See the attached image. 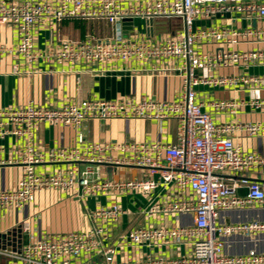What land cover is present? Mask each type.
Wrapping results in <instances>:
<instances>
[{
	"label": "built area",
	"instance_id": "1",
	"mask_svg": "<svg viewBox=\"0 0 264 264\" xmlns=\"http://www.w3.org/2000/svg\"><path fill=\"white\" fill-rule=\"evenodd\" d=\"M224 17L243 26L224 24L192 30L196 19ZM129 18H179L184 29L162 41L125 40L119 23ZM63 20H104L115 27V36L110 41L61 40L46 50L37 49L36 28L54 30ZM252 21L264 22V0H0V27H7L15 39L14 45L0 42V58L14 56L29 66L39 61L83 62L105 70L117 62L145 64L169 59L179 63L177 68L183 75V90L175 101L126 97L88 99L60 107L28 104L0 109V140L12 137L20 142L14 146L11 161L21 168L15 187L0 190V209H22L37 193L47 190L81 201L99 195L132 196L134 205L127 209L114 202L87 208L90 228L44 236L19 250L0 252L7 258L3 264H92L91 259L98 254L102 264H264V248L259 249V241L264 247V219L257 216L231 223L221 221L223 213L264 211V182L227 178L235 173L264 172V154L243 151L232 141L236 132L264 136V124L216 123L196 100L198 87L264 85V74H196L199 69L219 66L263 65L261 48L221 49L211 55L195 50L199 41L236 45L262 39L264 26H253ZM238 105L227 100L209 103L215 112H232ZM248 105L259 109L264 101ZM114 119H172L178 128L171 143L89 142L78 134V145L38 149L36 132L40 123L79 128L88 120ZM105 168L111 174L119 168H134L139 173L107 179ZM122 222L123 233L116 244H110V230ZM29 223L24 219L21 230L28 232ZM234 237L252 241L253 247L232 252V246L238 244ZM174 248L182 252L166 253ZM123 250L127 256L117 259L118 251Z\"/></svg>",
	"mask_w": 264,
	"mask_h": 264
},
{
	"label": "crops",
	"instance_id": "2",
	"mask_svg": "<svg viewBox=\"0 0 264 264\" xmlns=\"http://www.w3.org/2000/svg\"><path fill=\"white\" fill-rule=\"evenodd\" d=\"M228 24L243 26L242 22L233 21L228 17L198 20L193 22L192 30L204 27H215ZM255 26L263 27L264 22L257 21ZM119 29L125 40L143 39L149 42L162 41L175 37L184 27L181 19H154L150 25L147 20L129 18L120 21ZM115 27L104 20H63L54 30L37 27L35 47L41 51L57 45L61 40L83 41L87 38L111 40L115 36ZM0 42L15 44L14 35L7 27H0ZM264 49V37L257 41L249 40L236 45H227L213 41H199L195 45L198 53L211 55L217 50L248 51ZM179 63L175 60L161 59L148 63L136 61L117 62L103 69L98 65L78 62L46 63L39 61L26 65L14 56L0 58V109L19 108L28 104L38 107H60L65 103L78 104L88 99L116 100L126 97L134 99H151L158 102H169L178 99L183 90V75L178 70ZM17 68V72L13 71ZM262 75L264 64L252 63L249 67L219 66L211 69H199L198 76L235 77L240 74ZM196 100L204 105V110L211 115L216 123L237 122L263 123L264 106L259 109L249 107L248 102L264 101V85L216 88L198 87ZM227 100L239 105L232 111L215 112L209 103ZM241 103V104H240ZM176 121H147L142 119H114L105 122L97 120L85 121L79 128L61 124L40 123L37 127L36 140L38 149L46 151L50 147H72L78 145V134H82L89 142H134L161 141L171 143L177 132ZM233 144L243 151L264 154V136H247L236 132L232 136ZM19 141L12 137L0 140V190L12 189L21 175L19 165L13 163L14 146ZM20 143V142H19ZM11 161L12 163H9ZM42 170L41 166L37 167ZM139 171L134 168H119L111 172L105 168V178L117 179L120 176L135 177ZM244 177L264 182V172L249 171L227 175ZM242 192V190H241ZM132 196L99 195L84 201L66 193L47 190L37 193L34 199L22 209H0V252L19 250L30 241L48 235H64L73 231L87 230L91 222L86 216V209L118 202L127 209H133ZM264 219V211H232L223 213L221 221L231 223L252 218ZM29 220L28 232L21 230V222ZM125 223L113 226L110 230V244H116L124 231ZM238 242L232 246V252H244L253 247L252 241L242 237H234ZM258 240H261L258 239ZM259 243L262 244L261 241ZM259 249H263V244ZM182 252V249H168L166 253ZM127 256L126 252L118 251L119 260ZM7 261L0 254V264ZM92 264H102L101 256L95 255Z\"/></svg>",
	"mask_w": 264,
	"mask_h": 264
},
{
	"label": "water",
	"instance_id": "3",
	"mask_svg": "<svg viewBox=\"0 0 264 264\" xmlns=\"http://www.w3.org/2000/svg\"><path fill=\"white\" fill-rule=\"evenodd\" d=\"M147 23L151 25L153 23V20H147ZM252 25L255 26V21H252Z\"/></svg>",
	"mask_w": 264,
	"mask_h": 264
},
{
	"label": "trees",
	"instance_id": "4",
	"mask_svg": "<svg viewBox=\"0 0 264 264\" xmlns=\"http://www.w3.org/2000/svg\"><path fill=\"white\" fill-rule=\"evenodd\" d=\"M79 21H84V20H79Z\"/></svg>",
	"mask_w": 264,
	"mask_h": 264
}]
</instances>
